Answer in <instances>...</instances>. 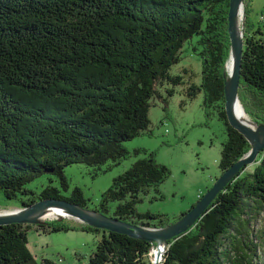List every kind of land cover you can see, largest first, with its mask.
<instances>
[{
    "label": "trees",
    "instance_id": "16d2710c",
    "mask_svg": "<svg viewBox=\"0 0 264 264\" xmlns=\"http://www.w3.org/2000/svg\"><path fill=\"white\" fill-rule=\"evenodd\" d=\"M230 1L0 0V194L9 200L26 196L20 197L22 206L56 198L86 207L81 188L62 193L69 186L67 166L84 163L104 171L102 165L143 151L146 156L114 178L94 209L147 227L170 224L162 214L136 209L142 194L152 188L160 193L170 169L154 152H131L124 142L149 129L152 99L167 102L160 91L165 83L183 84V76L170 70L192 44L202 60V81L187 94L203 92L206 115L216 113L226 125L221 174L249 152L251 144L225 109ZM247 25L239 96L264 124V32L248 14ZM166 93L173 96L174 87ZM263 153L254 170L230 181L190 230L169 240L161 264H264ZM46 173L58 175L61 188L48 185L35 195L25 187ZM112 202L118 204L111 212ZM36 226L45 233L73 229L60 220ZM29 227L0 225V264H40L28 246ZM81 228L103 232L89 264H153L149 254L156 243Z\"/></svg>",
    "mask_w": 264,
    "mask_h": 264
},
{
    "label": "rangeland",
    "instance_id": "374dc122",
    "mask_svg": "<svg viewBox=\"0 0 264 264\" xmlns=\"http://www.w3.org/2000/svg\"><path fill=\"white\" fill-rule=\"evenodd\" d=\"M243 10L245 14L240 15L239 22L244 33L248 29L247 14L254 28L261 26L264 32V16H262L264 0H244ZM197 37L195 35L193 40ZM192 47V44L185 45L181 54L182 59L170 70L172 75L183 76V84L173 86L165 83L160 91L163 98L167 97V102L157 96L152 99L149 129L124 142L131 152L136 149L146 150L147 153L154 152L156 161L170 169L169 177L159 186L160 193L152 188L146 194H142V200L136 204L138 212L162 214L164 220L169 223L186 213L221 175L219 163L223 143L227 139L225 123L216 113L206 115L202 106L203 92L195 98H190L187 94V88L192 83L200 85L202 81V60ZM172 87L175 93L169 97L166 89ZM247 114L256 122L251 114L248 112ZM263 152L264 150L259 153L254 163L241 169L239 174L244 171L252 172L260 163ZM145 156L143 151L132 153L119 164L108 162L102 165L101 168L106 169L104 171L84 163L69 165L65 168L69 186L62 193L70 196L74 188L79 187L87 200L86 208L94 209L99 204L102 193L111 186L114 178L125 172L136 160ZM60 182L58 175L46 173L30 181L25 187L35 195H39L48 185L61 188ZM19 196L26 198L23 195ZM20 197L9 200L0 194V213L20 211L22 206ZM117 204V202L110 203L111 212ZM46 220L65 221L73 226V229L45 233L36 225ZM150 220L155 222L158 219ZM24 224L30 225L28 246L40 264H49L47 260L53 264H89V257L103 237V232L83 230L81 227L85 223L71 214L41 218L37 223ZM253 226L262 227V223L255 222ZM255 240L258 241L257 238ZM155 258L156 255L152 250L149 260L154 262ZM162 260L163 257L160 264Z\"/></svg>",
    "mask_w": 264,
    "mask_h": 264
},
{
    "label": "water",
    "instance_id": "95a60500",
    "mask_svg": "<svg viewBox=\"0 0 264 264\" xmlns=\"http://www.w3.org/2000/svg\"><path fill=\"white\" fill-rule=\"evenodd\" d=\"M244 0H231L228 15V31L231 41V50L228 62L226 63L225 76V109L229 123L242 133L251 144L250 151L227 171L223 172L214 182L211 188L176 221L163 227H147L132 222L123 221L115 217L103 214L95 209H89L68 200L45 198L40 199L27 206H22L21 213L0 215V225L11 223H37L38 216L44 213L47 208L59 206L65 208L71 216L81 222L95 228L109 230L127 234L134 238L144 239L156 243L158 249L157 263L166 251L169 240L190 230L196 222L207 212L209 205L216 196L225 189L226 185L232 181L247 165L254 163L257 156L264 150V124H256V128L241 121L236 113L235 104L238 102L245 110L240 96L239 87L241 80L242 57L244 47V30L239 35L237 21L240 15L245 14L243 10ZM231 61V71H228V63ZM246 111V110H245ZM64 218V217H63Z\"/></svg>",
    "mask_w": 264,
    "mask_h": 264
},
{
    "label": "bare ground",
    "instance_id": "6f19581e",
    "mask_svg": "<svg viewBox=\"0 0 264 264\" xmlns=\"http://www.w3.org/2000/svg\"><path fill=\"white\" fill-rule=\"evenodd\" d=\"M237 27H238V30H239V35L241 36L242 31H241V28H240L239 19L237 21ZM231 64H232L231 61H229V63H228V71L229 72L231 71ZM235 110H236V113H237V115H238V117H239V119L241 121H244L248 125H251V126L255 127V125L252 124L253 120H251V118L249 117L247 112L241 108V106H240V104L238 102L235 104ZM21 212L22 211L20 210V211H16V212H13V213H0V215L17 214V213H21ZM68 214H70V213L65 208L59 207V206H52V207L47 208V210L44 213L40 214L38 216V219L51 217V216H56V215H68ZM152 250L154 251V254L156 255V258H155L153 264H156L157 263V257H158V249L155 247Z\"/></svg>",
    "mask_w": 264,
    "mask_h": 264
}]
</instances>
